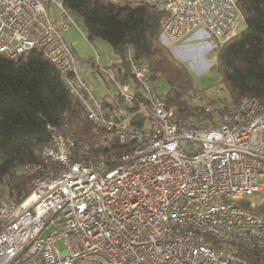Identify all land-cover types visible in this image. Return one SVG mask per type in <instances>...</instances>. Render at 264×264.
I'll use <instances>...</instances> for the list:
<instances>
[{"label":"built area","instance_id":"obj_1","mask_svg":"<svg viewBox=\"0 0 264 264\" xmlns=\"http://www.w3.org/2000/svg\"><path fill=\"white\" fill-rule=\"evenodd\" d=\"M118 1L165 11L160 40L177 47L205 35L218 51L237 24L236 0ZM67 10L56 0H0V54L41 50L104 131L101 152L83 148L68 124L49 128L42 155L52 166L21 200L0 201V264H251L229 247L264 249V215L244 202L264 199V103L245 95L217 118L209 108L185 117L126 46L134 83L96 64L114 89L110 115L64 38ZM135 107L142 128L130 121Z\"/></svg>","mask_w":264,"mask_h":264},{"label":"trees","instance_id":"obj_2","mask_svg":"<svg viewBox=\"0 0 264 264\" xmlns=\"http://www.w3.org/2000/svg\"><path fill=\"white\" fill-rule=\"evenodd\" d=\"M63 5L81 18L89 39L111 45L120 60L111 69H119L122 81L134 83L125 57V47L130 46L152 81L165 82L166 104L185 117L209 108L207 118H217L245 95L264 103V0H236L246 27L221 45L213 66L228 95L202 103H196L198 92L190 70L160 40L165 11L118 0H64ZM102 103L104 110H112L108 96ZM129 117L138 127L147 124L138 107ZM63 124L70 126L83 148L101 152L94 146L104 131L95 128L41 50L32 49L15 59L0 54V201L21 200L28 193V182L52 166L42 148L51 139L49 128ZM244 202L264 215V199L250 196ZM229 250L251 264H264L261 247L235 245Z\"/></svg>","mask_w":264,"mask_h":264},{"label":"rangeland","instance_id":"obj_3","mask_svg":"<svg viewBox=\"0 0 264 264\" xmlns=\"http://www.w3.org/2000/svg\"><path fill=\"white\" fill-rule=\"evenodd\" d=\"M56 1L62 3L64 0ZM67 12L73 22L70 17L67 18L70 29L67 30L69 33H66V37L70 34L73 36L75 49L80 59L78 60L79 71L83 80L98 100L102 101L105 96H108L109 100L113 101L114 89L112 85L97 73L92 63L97 61V54L103 59L102 65L107 63L108 66H111L119 59L114 54L111 45L106 41L98 38L89 39L81 18L69 9ZM51 14L58 23L62 21L55 5L51 7ZM237 14L238 18L234 27V34L240 33L246 27L241 13L238 11ZM207 41L208 37L203 35L201 37L195 36L188 42L179 44L178 47L176 42L164 43L190 70L196 92L201 96V99L199 97L196 98V103H202L206 98L220 101L228 95L225 86L222 84L220 72L213 69L218 51L211 50ZM158 85L161 86L162 91L165 93V82L161 81ZM59 245L62 246L61 243Z\"/></svg>","mask_w":264,"mask_h":264},{"label":"crops","instance_id":"obj_4","mask_svg":"<svg viewBox=\"0 0 264 264\" xmlns=\"http://www.w3.org/2000/svg\"><path fill=\"white\" fill-rule=\"evenodd\" d=\"M70 29V27H68L66 30H64L63 31V35H64V38H65V40L71 45V47L73 48V50L75 51V53H76V55H77V58H78V60H80L79 59V55H78V53H77V51H76V49H75V45H74V41H73V36L70 34V35H68L67 37H66V33H69L67 30H69ZM102 57L100 56V55H98L97 54V61L96 62H94V63H92V65L93 64H99L101 67H103V68H110L111 69V67L112 66H117V65H119V62H120V60H118L117 62H114L111 66H108L107 65V63H103V65H102ZM96 68V67H95ZM97 70V69H96ZM98 73V72H97ZM106 97V96H105ZM104 97V98H105ZM103 98V99H104ZM113 100V99H112ZM103 101V100H102ZM108 101L109 102H112L113 104H112V110L110 109V108H107L105 111H106V113H108V114H110V115H118V112L115 110V107H114V100L113 101H110L109 100V98H108ZM117 113V114H116Z\"/></svg>","mask_w":264,"mask_h":264}]
</instances>
